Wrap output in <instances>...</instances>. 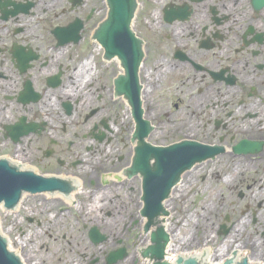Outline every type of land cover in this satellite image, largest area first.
Returning <instances> with one entry per match:
<instances>
[{
    "label": "flooded vegetation",
    "instance_id": "1",
    "mask_svg": "<svg viewBox=\"0 0 264 264\" xmlns=\"http://www.w3.org/2000/svg\"><path fill=\"white\" fill-rule=\"evenodd\" d=\"M136 2L133 31L144 57L133 85L153 127L146 142L182 140V129H166L160 114L173 118L191 103L194 143L208 148L196 162L206 170L201 181L242 174L245 182L257 172L226 204L240 214L231 227L246 218L264 237V0ZM108 10L107 0H0V153L71 186L28 197L38 207L23 217L24 229L68 245L86 240V264H108L121 247L126 256L111 264H175L190 250L175 243L189 215L186 183L158 214L155 205L146 211L139 175L125 174L137 146L128 66L105 58L94 39ZM73 223L86 232L76 235ZM152 246L162 259L145 257Z\"/></svg>",
    "mask_w": 264,
    "mask_h": 264
},
{
    "label": "rangeland",
    "instance_id": "2",
    "mask_svg": "<svg viewBox=\"0 0 264 264\" xmlns=\"http://www.w3.org/2000/svg\"><path fill=\"white\" fill-rule=\"evenodd\" d=\"M94 53L98 55L97 50L96 52L94 51ZM179 105L180 108L173 118L167 119L165 115L160 114L162 119L161 124L165 126L166 129L172 126L181 127V129L186 128L187 132L182 133L188 136V138L194 139L193 133L190 134L192 130L189 125V123L192 122V114L189 108L191 103H180ZM158 110H163V108L159 106ZM172 119L174 120L172 121ZM182 125L184 126L182 127ZM0 155L5 154L2 152ZM208 167L211 170V166ZM213 167L212 172L219 168L218 166ZM205 173L206 170H202L201 173L193 172L192 170L189 172V176L186 177V191L183 193L187 198L189 215L186 217V223L183 225V228L176 234L175 243L177 244V248H180L184 244H186L187 247H191L193 243L191 239L192 229L197 226L203 231V238L208 235L211 237V241L205 243L203 248L208 247L211 248L212 251L220 252V250L223 249V245H225L224 242H230L231 245L228 244L230 246L228 249L226 248L227 250H224L226 253L228 251L232 254V252H234V245H236L232 240L239 239L248 243L243 251L248 253L253 261H259L260 258L264 259V237H261L259 233L262 229L257 226H251L246 218L231 227V222H236L240 214L238 210L234 211L226 204L227 202L229 204L230 199H234L237 191L245 190L246 183H251L252 179H254V181L258 179V175H255L257 172L254 174L245 173V182H243L242 177L229 181V175L221 176V180L217 179L215 181H212L209 177H205L206 179L202 182V174ZM28 197L30 196L24 197L20 206L21 208L15 212H8L2 206L0 207V229L2 234L9 240L11 249L21 252L22 256L33 264H86L88 259L80 256V254L84 251L86 252V248H88L89 243L86 240L75 238L72 244L68 245L59 240L56 242L47 240L43 237L42 231L39 229H24L23 217L25 215L33 216V210H36L38 207L37 198ZM226 217L231 219V221H227ZM208 219L211 220V224L206 222ZM73 225L77 230L76 235L86 232L83 226L78 223H73ZM88 225L90 226V224ZM221 225L228 228L229 232H227L226 235L220 234ZM98 226L101 227L100 225ZM116 227H119V225L115 226V228ZM25 230L27 233L24 235ZM29 232L31 235H29ZM34 234L38 239L32 236ZM179 238H184L183 244L179 243ZM252 240L257 241L259 248H250L249 243ZM77 248L78 250L75 252ZM88 253H90L89 250L87 255Z\"/></svg>",
    "mask_w": 264,
    "mask_h": 264
},
{
    "label": "water",
    "instance_id": "3",
    "mask_svg": "<svg viewBox=\"0 0 264 264\" xmlns=\"http://www.w3.org/2000/svg\"><path fill=\"white\" fill-rule=\"evenodd\" d=\"M110 4L108 19L104 21L98 30L96 38L104 47V54L107 56H117L128 64V74L130 77V95L133 117L136 120L135 138H139V147L137 148L134 170L140 172L145 191L148 189L149 182H155L159 188H164L165 195L169 188L180 180L181 173L191 169L196 163L197 149L193 140H183L178 144L170 145L168 148L152 149L148 153L143 148L144 136L151 129L149 122L144 121L141 116V108L137 96L134 94L132 80L136 77V69L143 56L141 42L135 37L131 30V18L134 14L135 0H108ZM149 157L155 159L150 165ZM129 169L127 172L129 173ZM24 172H20L17 166L9 164L8 161L0 159V204L4 207L14 205L19 199L22 190L36 191L41 189H50L53 186H59L56 183H47L44 180H37L25 177ZM35 179V180H34ZM148 197V191L146 193ZM148 199V198H147ZM160 202V200L158 199ZM149 205V201H145ZM152 203V201H151ZM1 230V229H0ZM2 232V231H1ZM189 248V247H188ZM190 251H184V254L204 257L203 261L214 264H225L227 261L231 264L238 262L246 256L234 255L218 251L204 250L192 247ZM191 249V247H190ZM157 257H162L158 255ZM233 260V261H232ZM246 260V259H245ZM182 262V259H178ZM197 258H189L183 264H198ZM0 264H21L18 258L7 249V240L0 234ZM241 264H247L244 261Z\"/></svg>",
    "mask_w": 264,
    "mask_h": 264
},
{
    "label": "bare ground",
    "instance_id": "4",
    "mask_svg": "<svg viewBox=\"0 0 264 264\" xmlns=\"http://www.w3.org/2000/svg\"><path fill=\"white\" fill-rule=\"evenodd\" d=\"M192 123L190 122L189 123V125L191 126V127H193L192 125H191ZM184 125H182V127H183ZM180 129H181V127H180ZM182 132H187V129L186 128H184V129H182ZM190 134H192V133H190ZM193 170V172H198V173H201L202 172V170H203V167L202 166H194L192 169H191V171ZM190 171V172H191ZM241 175L242 174H234V175H229V178H230V180L229 181H233L236 177H241ZM189 176V172H186V173H184L183 174V177H184V179H186V177H188ZM183 177H182V179H183ZM185 183H187V182H185ZM1 207V206H0ZM207 223L209 222V224H211V220L210 219H208V221H206ZM191 239H192V244H191V246L192 247H197V248H201V249H204V250H206V249H208V250H211V248H203V246L205 245V243H208V241H211V237H210V235H208L207 237H205V238H203V231H201L197 226H195L193 229H192V235H191ZM233 241V243H236V245H234V250L236 251L235 252V255H242V256H246V261H248V262H255V264L256 263H258L259 261H253L252 259H251V256H249L248 255V253H245V251H243V249H244V247H246V245L248 244L247 242H243V241H241V240H239V239H237V240H232ZM232 243V242H231ZM224 244L225 245H223V249L222 250H220V252L222 251L223 253H226V251L224 250V249H228V247L231 245L230 244V242L228 243V242H224ZM228 244H230V245H228ZM250 248H259L258 247V245H257V241H255V240H252L250 243ZM226 249V250H227ZM212 251V250H211ZM227 253H229L228 251H227ZM226 253V254H227ZM261 257V256H260ZM22 260L24 261V264H33L32 262H29V260H27V258H25V257H22ZM260 262H262L261 261V258H260Z\"/></svg>",
    "mask_w": 264,
    "mask_h": 264
}]
</instances>
